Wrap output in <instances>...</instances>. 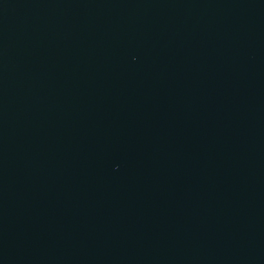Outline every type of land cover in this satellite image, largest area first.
I'll return each instance as SVG.
<instances>
[{"label": "water", "instance_id": "water-1", "mask_svg": "<svg viewBox=\"0 0 264 264\" xmlns=\"http://www.w3.org/2000/svg\"><path fill=\"white\" fill-rule=\"evenodd\" d=\"M0 264H264V0H0Z\"/></svg>", "mask_w": 264, "mask_h": 264}]
</instances>
